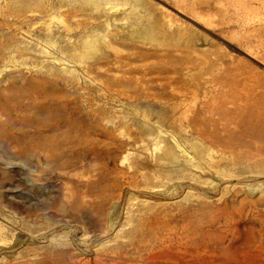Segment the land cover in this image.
I'll return each instance as SVG.
<instances>
[{
    "label": "rangeland",
    "instance_id": "374dc122",
    "mask_svg": "<svg viewBox=\"0 0 264 264\" xmlns=\"http://www.w3.org/2000/svg\"><path fill=\"white\" fill-rule=\"evenodd\" d=\"M0 264H264V0H0Z\"/></svg>",
    "mask_w": 264,
    "mask_h": 264
}]
</instances>
